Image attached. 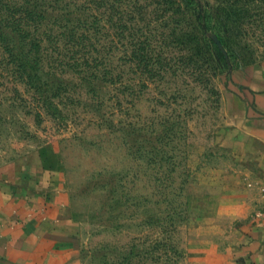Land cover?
I'll use <instances>...</instances> for the list:
<instances>
[{"label":"rangeland","instance_id":"374dc122","mask_svg":"<svg viewBox=\"0 0 264 264\" xmlns=\"http://www.w3.org/2000/svg\"><path fill=\"white\" fill-rule=\"evenodd\" d=\"M120 1L78 0L39 63L0 41V182L66 189L74 246L43 264H234L256 210L229 113L264 68V0Z\"/></svg>","mask_w":264,"mask_h":264},{"label":"crops","instance_id":"0c3cea01","mask_svg":"<svg viewBox=\"0 0 264 264\" xmlns=\"http://www.w3.org/2000/svg\"><path fill=\"white\" fill-rule=\"evenodd\" d=\"M245 84L229 113L233 127L228 144L241 163L242 178L252 179L247 190L254 195L256 211L227 255L234 264H264V68L254 69ZM43 171L26 167L0 182V264H43L74 246L68 193L53 179L45 184ZM257 200L263 204L257 206Z\"/></svg>","mask_w":264,"mask_h":264},{"label":"trees","instance_id":"16d2710c","mask_svg":"<svg viewBox=\"0 0 264 264\" xmlns=\"http://www.w3.org/2000/svg\"><path fill=\"white\" fill-rule=\"evenodd\" d=\"M80 1L91 5L97 0ZM117 1L121 3L120 0ZM134 1L131 6L133 10L137 9L139 0ZM77 2L78 0H0V41L7 47H22L21 50H26L27 57L33 58L28 61H43L44 53L38 49H42L45 36L52 40L57 36L68 40L71 33L81 27L79 18L72 11V5H77ZM161 2H155L154 11L161 10Z\"/></svg>","mask_w":264,"mask_h":264}]
</instances>
